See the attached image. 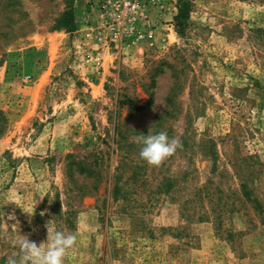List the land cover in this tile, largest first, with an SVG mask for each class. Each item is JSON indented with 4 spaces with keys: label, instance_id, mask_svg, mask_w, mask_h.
Segmentation results:
<instances>
[{
    "label": "rangeland",
    "instance_id": "rangeland-1",
    "mask_svg": "<svg viewBox=\"0 0 264 264\" xmlns=\"http://www.w3.org/2000/svg\"><path fill=\"white\" fill-rule=\"evenodd\" d=\"M97 1L0 0V264L47 225L64 264H264V0H177L126 54L88 36ZM149 128L182 144L159 165Z\"/></svg>",
    "mask_w": 264,
    "mask_h": 264
},
{
    "label": "built area",
    "instance_id": "built-area-1",
    "mask_svg": "<svg viewBox=\"0 0 264 264\" xmlns=\"http://www.w3.org/2000/svg\"><path fill=\"white\" fill-rule=\"evenodd\" d=\"M93 11L96 23L88 36L103 42V47L126 54V49L142 40L153 42L157 23L171 22L176 14L177 0H98ZM86 58L95 66L103 65L100 52H88Z\"/></svg>",
    "mask_w": 264,
    "mask_h": 264
},
{
    "label": "clouds",
    "instance_id": "clouds-1",
    "mask_svg": "<svg viewBox=\"0 0 264 264\" xmlns=\"http://www.w3.org/2000/svg\"><path fill=\"white\" fill-rule=\"evenodd\" d=\"M140 145L139 156L150 165H159L166 157L182 147L180 141L169 137L167 131L141 133L131 138ZM47 239L37 243L22 235L18 239L19 256H9L7 264H64L68 251L76 244L75 232H64L47 225Z\"/></svg>",
    "mask_w": 264,
    "mask_h": 264
},
{
    "label": "trees",
    "instance_id": "trees-1",
    "mask_svg": "<svg viewBox=\"0 0 264 264\" xmlns=\"http://www.w3.org/2000/svg\"><path fill=\"white\" fill-rule=\"evenodd\" d=\"M190 15V1L184 0V2L179 6V11L176 15V18L179 20L181 18L187 19ZM57 29H65L68 32H73L76 30V20L75 13L73 9L66 10L63 15L58 20ZM241 179V195L247 199V201L255 203V208L262 209V203L257 196H255V192L250 187L249 178L245 175L240 176ZM119 193L117 189L115 194Z\"/></svg>",
    "mask_w": 264,
    "mask_h": 264
},
{
    "label": "crops",
    "instance_id": "crops-1",
    "mask_svg": "<svg viewBox=\"0 0 264 264\" xmlns=\"http://www.w3.org/2000/svg\"><path fill=\"white\" fill-rule=\"evenodd\" d=\"M158 24H159V23H157V25H156L155 33L157 32L158 29L161 28L160 26H159V28H158ZM79 30H80V28H79V29H76L75 31H73V33H76V32L79 31ZM154 37H155V35H154ZM153 39H154V38H153ZM48 42H49V41H48V38L45 37L44 40L42 41V45H43L42 48H44V46H46ZM145 45H147V42H146L145 40H142L141 42L137 43L136 45L131 46V47H129L128 49H126V51L129 52V51H131V50H134V51H136V52H143L144 49H145ZM138 59H139V56H138Z\"/></svg>",
    "mask_w": 264,
    "mask_h": 264
}]
</instances>
